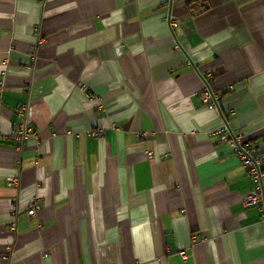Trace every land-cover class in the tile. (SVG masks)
Returning a JSON list of instances; mask_svg holds the SVG:
<instances>
[{"label": "crops", "instance_id": "obj_1", "mask_svg": "<svg viewBox=\"0 0 264 264\" xmlns=\"http://www.w3.org/2000/svg\"><path fill=\"white\" fill-rule=\"evenodd\" d=\"M0 77V264H264V0H0Z\"/></svg>", "mask_w": 264, "mask_h": 264}, {"label": "built area", "instance_id": "obj_2", "mask_svg": "<svg viewBox=\"0 0 264 264\" xmlns=\"http://www.w3.org/2000/svg\"><path fill=\"white\" fill-rule=\"evenodd\" d=\"M174 24V22H170ZM3 75V74H2ZM4 89L3 78L0 77V94ZM201 100L208 102L213 100L215 102L214 93L209 89L206 84L204 90L201 92ZM210 108H215L213 104H208ZM217 110V108H215ZM222 129L220 134V140L224 141L238 158L240 165L245 169L246 173L252 177L255 183V188L247 193L243 198V203L246 207H257L262 214H264V170L261 169L260 165L264 161L257 148L252 145L249 141H246L243 136L235 134H227ZM27 131L24 126L17 128L13 131V140H25L27 137ZM91 135L95 138H101L103 135L102 130H94ZM41 209L40 204L32 203L27 208V214L29 216H35Z\"/></svg>", "mask_w": 264, "mask_h": 264}]
</instances>
